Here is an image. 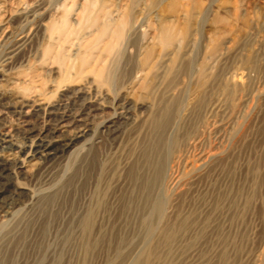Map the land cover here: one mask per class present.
<instances>
[{"label":"rangeland","instance_id":"obj_1","mask_svg":"<svg viewBox=\"0 0 264 264\" xmlns=\"http://www.w3.org/2000/svg\"><path fill=\"white\" fill-rule=\"evenodd\" d=\"M101 3L114 16L134 17L122 54L107 58L103 52L111 30L87 29L79 46L74 40L63 51L56 40L50 44L52 22L65 13L69 26L79 29L76 19L96 13ZM97 24L103 27L101 19ZM163 26L175 35L166 50L159 45ZM149 49L159 63L151 71L138 61ZM85 51L116 75L108 100L127 95L132 104L127 113L117 111L123 113L117 134L103 135L85 158L43 164L21 179L37 192L51 188L57 198L13 219L0 244V264H132L150 254L149 264H264V0H0L3 102L16 92L14 78L42 89L51 104L78 109L60 97L58 86L80 80L78 67L66 66H79ZM142 69L147 77L139 79ZM92 80L89 75L82 83ZM107 114L110 108L92 119L93 127ZM53 123L35 116L31 127ZM0 125L16 129L14 138L22 141L23 120L12 111L0 108ZM92 158L100 170L90 171L85 187L82 173L88 165L92 170ZM160 164L178 178L163 191L164 217L142 201L144 184ZM96 182L107 191V211L101 208L97 222L103 223L83 241L76 220ZM5 195L18 197L11 186ZM188 217L196 221L178 233L180 218Z\"/></svg>","mask_w":264,"mask_h":264},{"label":"bare ground","instance_id":"obj_2","mask_svg":"<svg viewBox=\"0 0 264 264\" xmlns=\"http://www.w3.org/2000/svg\"><path fill=\"white\" fill-rule=\"evenodd\" d=\"M118 15L119 14H115V16ZM115 16L105 3H101L96 13L83 15L76 19V26H78L77 28L79 29L75 30V26H69L67 15L64 13L60 22H52L50 26H48L50 31L49 42L53 45L56 40V43H59L60 45L61 51H63L64 46L70 44L74 40L79 42V46L85 36L82 32H85L87 29H98L99 31H97L99 34H105L111 30V39L109 43L104 46L103 52H106L107 58L122 54L124 47L126 44L128 45L131 40L132 30L135 29L136 25L134 26V17H132L129 12L123 14V16ZM100 19L103 23V27L100 29L95 28ZM97 38L99 37L97 36ZM95 41L97 42L98 40ZM174 42L175 35L172 36V34L167 31L166 27L163 26L159 36L160 47H162L163 50H166L171 47ZM95 46L96 45L94 44L90 45L87 48V51ZM87 51H85L84 55L81 57V64H79V66L75 63L67 64L66 66L68 71L76 69L77 66L78 68L75 75L76 78H79L80 80L74 81L75 83H69V85L66 84L62 87L58 86V89H62L63 92L60 97L64 99L66 98L71 102L73 101V103H77L78 106H76L78 109H76V107L74 109H67L60 104H51L45 98L42 89L32 91V89H29L30 87L26 84V80L19 81L14 78L12 79L16 86V92L12 94V100L10 102H3L0 98V108L2 110H5L6 112L12 111L14 115H17L23 120V125L20 126L22 128L23 137L22 141L20 140L19 142L14 138V132L16 129L12 130L11 128L7 130L6 127L0 125V215L4 214L5 219L4 223L0 224V244L3 239L8 236V227L13 223V219L17 217L19 213L24 211L26 207H34L38 202H42L43 205L46 206L52 204L57 198L56 192H52L51 188L37 192L26 187L27 185L22 183L21 179L25 180L26 178L32 177L33 169H37L43 164L46 165L57 160H66L73 157L85 158L86 156L83 152L88 150L91 151L92 148L103 139V135L108 134V136H113L117 134L116 126L122 119L121 114H123L117 113V111L121 110L127 113L130 109L132 103L130 97L127 95L118 96L115 94L116 96L111 98V101L108 100L110 94L116 92L112 91L114 90V85H116V75L114 76L111 74L112 69H109L105 63L103 65L102 63H98L100 57H96L93 52L88 54ZM152 55V49L147 50L141 58H139L140 55H137L141 66L144 68H150L149 71L157 67L159 64L157 61L153 62ZM89 75L93 76L92 82L82 83L83 79H87ZM143 76L147 77V73L144 75V70L142 69L140 70V76L138 78L141 79ZM108 108L112 110V114H107L102 123H99V127H93L91 122L92 119L100 113L103 114ZM118 115L120 118L116 117ZM33 116L42 118L43 120L44 118H50L54 123L51 124L52 127H40L36 129L31 127V121L34 118ZM123 119L125 118L123 117ZM125 120L128 121L129 117L127 116ZM130 120L132 119L130 118ZM17 131H19V129H17ZM95 161V158L91 159L92 170H90L88 165L86 166L87 172L85 170L82 173V177H84L83 184L85 187L86 185L90 186L89 180L92 174L90 171L94 172L100 170L98 167L99 163L97 164ZM173 170V168L169 170L167 167L165 168L160 164L159 168L155 171L153 179L145 182L142 190L144 209L150 206L155 211V214L157 212L162 214L160 216H165V209L162 206L164 199L163 191H165V189L171 184L173 185V183L176 184L178 182V178H176L173 173L171 174L169 172H172ZM9 186H11L14 192L17 193L18 197L16 199L11 197L9 200L8 197H6L5 192L8 190ZM98 186H100V183L96 182L95 189L90 193V199H88L89 197L85 199L83 198V206L77 216L76 221L81 228V239L83 241L91 239V227L97 228L99 224L103 223V221L102 223H98L97 219L99 218L98 214L101 208L103 207L104 211L106 210L104 204L107 198V191H101V188ZM9 206H14V209L15 207L18 209L15 213L14 211L10 212V208H8ZM123 208L128 212L129 198L127 199L126 206ZM126 212L124 213L126 214ZM126 217V219L129 218L128 213ZM195 221L196 220H194L193 217L180 218V221L177 224L178 233L185 232ZM99 228L96 230L97 232H99ZM11 233L12 231L10 234ZM154 257L155 256L150 254V256L145 259H135V262L132 264H149L150 260ZM72 262H70V264ZM225 262L226 261H224V263Z\"/></svg>","mask_w":264,"mask_h":264}]
</instances>
